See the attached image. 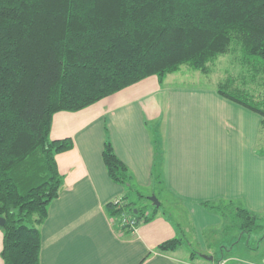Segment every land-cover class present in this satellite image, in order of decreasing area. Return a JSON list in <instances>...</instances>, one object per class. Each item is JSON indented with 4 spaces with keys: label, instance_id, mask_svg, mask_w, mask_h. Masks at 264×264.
Here are the masks:
<instances>
[{
    "label": "trees",
    "instance_id": "trees-1",
    "mask_svg": "<svg viewBox=\"0 0 264 264\" xmlns=\"http://www.w3.org/2000/svg\"><path fill=\"white\" fill-rule=\"evenodd\" d=\"M232 43L263 91L256 98L227 76L217 92L259 115L263 129L264 0H0L2 264H40V227L63 183L56 155L73 147L71 138H50L55 113L84 110L150 76L162 84L184 66L206 74ZM102 161L109 178L126 187L123 198L105 205L111 220L128 215L139 227L159 213L168 216L161 203L140 208L131 201L132 195L146 197L133 187L109 139ZM159 177L154 172L162 192ZM202 205L225 221L230 216L225 232L264 227L260 216L240 204ZM181 243L167 240L155 252H172ZM191 257L203 259L195 250Z\"/></svg>",
    "mask_w": 264,
    "mask_h": 264
},
{
    "label": "crops",
    "instance_id": "crops-1",
    "mask_svg": "<svg viewBox=\"0 0 264 264\" xmlns=\"http://www.w3.org/2000/svg\"><path fill=\"white\" fill-rule=\"evenodd\" d=\"M182 69L176 73H182ZM173 74L162 84L156 76H150L84 110L53 115L50 138H71L73 147L56 155L63 183L40 227V264L231 262L221 249V258H212V254L216 256L213 250L207 263L194 260L193 243L197 241L201 251H208L201 233L212 224L222 225V217L205 209L204 202H234L250 212L264 214L261 117L223 99L216 91L179 83L182 77ZM155 132L159 153L154 147ZM106 139L129 169L133 187L138 192L162 194L166 210L170 207L168 200L174 199L175 208L190 216L187 227L185 221L181 228L159 213L131 233L121 229L118 219L109 218L105 205L123 198L126 187L113 182L104 167ZM154 172L161 175L162 192L155 185ZM207 217H212L211 222ZM175 238L182 239L176 250L155 252L160 243ZM2 240L0 228V252ZM245 251L249 253L247 259L234 261L256 264L250 260L251 249Z\"/></svg>",
    "mask_w": 264,
    "mask_h": 264
},
{
    "label": "rangeland",
    "instance_id": "rangeland-1",
    "mask_svg": "<svg viewBox=\"0 0 264 264\" xmlns=\"http://www.w3.org/2000/svg\"><path fill=\"white\" fill-rule=\"evenodd\" d=\"M241 55H242L241 51H239L235 46V44L232 43L231 50L228 53L219 56L214 62L209 64L208 73L203 74L199 71H194L189 67L184 66L182 67L183 68L182 73H175L173 75L182 77V79L177 80V82L179 83L195 86L197 88L204 87L206 88L205 90L216 91V92H217L218 84L222 80H224L227 76H231L236 79V83L238 86L249 90L257 98L262 94L263 89L258 84L250 80L249 74L251 73L245 70V66H243L242 63ZM259 141H260V146H259L260 149L264 150V128L262 129V133L259 137ZM140 192L142 196H145L146 198H141L137 200L135 195H132L130 198L131 201H134V203H136V207L142 208L144 206H150L151 202L149 201L148 198H150L151 196L156 197L158 202L161 203L163 206L165 205V200L162 194L156 193V195H154L151 193V190L149 191L140 190ZM168 201L170 207L167 209L168 211L167 215L170 217V219H173L175 222L179 223L180 224L179 226L181 228H182L181 224L183 225L184 224L183 221H185L186 222L185 226L187 227L188 220H190V216L187 213V211H178L173 204L174 199H169ZM210 204L212 205V203ZM218 204H222V203H218ZM205 209L210 210V208L207 207H205ZM257 215L264 220L263 213ZM186 216H188V219H186ZM211 218L212 217H207L208 221H210ZM213 220L216 221L215 219ZM229 221H230V216L226 217V221L223 218H221L222 225L219 226L212 224L211 227L206 228V231H212L211 234L209 232L206 234L205 230L203 233H201L202 238L204 239L202 244L204 243V248L205 249L207 248L208 251L206 252L201 251L202 249L200 248V246L198 247L197 241L193 243V250L198 251L201 255H206V256H211L210 251L215 250L216 256H213L214 254H212L211 257L216 259V258H221L220 257L221 255L220 249H221L224 254V257L230 258L231 262L229 264H238V262H235L234 260L235 259L242 260L246 258L247 256H249V253L245 251V249H251L250 260L255 262L256 264H264V227L262 229L253 230L250 233L237 231L236 229L234 230L230 229L229 232L228 231L225 232L224 224L225 225L227 224V226H229L230 225ZM233 247L235 249H233ZM224 248L229 251L227 252ZM239 252H241V255L239 254ZM198 259L200 261H203L200 258ZM207 262L208 261L206 260L204 263ZM213 262H215V260Z\"/></svg>",
    "mask_w": 264,
    "mask_h": 264
},
{
    "label": "built area",
    "instance_id": "built-area-1",
    "mask_svg": "<svg viewBox=\"0 0 264 264\" xmlns=\"http://www.w3.org/2000/svg\"><path fill=\"white\" fill-rule=\"evenodd\" d=\"M119 224L121 227L126 226V229L129 228L131 232H136V230L138 229V225H136L135 219L130 218L128 215H123L119 220Z\"/></svg>",
    "mask_w": 264,
    "mask_h": 264
},
{
    "label": "water",
    "instance_id": "water-1",
    "mask_svg": "<svg viewBox=\"0 0 264 264\" xmlns=\"http://www.w3.org/2000/svg\"><path fill=\"white\" fill-rule=\"evenodd\" d=\"M149 200L152 202V204H153L154 206H156V207H159V206H160V203L158 202V200L156 199V197L151 196V197L149 198ZM4 223H5V219L2 218V217H0V227L3 226ZM202 258L205 259V260H209V261L212 260L211 257H209V256H205V255H202Z\"/></svg>",
    "mask_w": 264,
    "mask_h": 264
}]
</instances>
